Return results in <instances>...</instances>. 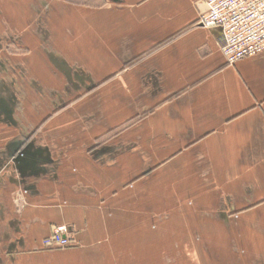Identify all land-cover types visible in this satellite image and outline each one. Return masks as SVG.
Here are the masks:
<instances>
[{"label": "crops", "instance_id": "crops-1", "mask_svg": "<svg viewBox=\"0 0 264 264\" xmlns=\"http://www.w3.org/2000/svg\"><path fill=\"white\" fill-rule=\"evenodd\" d=\"M207 10L0 0V264H264V53Z\"/></svg>", "mask_w": 264, "mask_h": 264}, {"label": "built area", "instance_id": "built-area-1", "mask_svg": "<svg viewBox=\"0 0 264 264\" xmlns=\"http://www.w3.org/2000/svg\"><path fill=\"white\" fill-rule=\"evenodd\" d=\"M208 5L201 13L199 24L222 31L223 55L229 64L264 53V0H199ZM68 227L56 225L45 239L49 247L66 248L71 245Z\"/></svg>", "mask_w": 264, "mask_h": 264}]
</instances>
